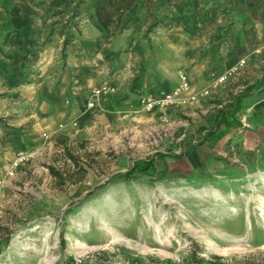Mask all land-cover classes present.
I'll return each mask as SVG.
<instances>
[{
  "label": "rangeland",
  "instance_id": "1",
  "mask_svg": "<svg viewBox=\"0 0 264 264\" xmlns=\"http://www.w3.org/2000/svg\"><path fill=\"white\" fill-rule=\"evenodd\" d=\"M101 1L76 0L66 24L74 27L83 4L94 23L92 7ZM103 35L111 59L119 52ZM245 60L206 97L163 111L141 103L162 95L143 94L136 107L91 122L68 145L44 133L45 142L19 151L0 176V226L12 231L0 264H264V143L250 138L255 106L207 134L219 105L261 77L264 63L243 72ZM11 117L0 114V125ZM65 147L87 170L61 185L48 167L73 168ZM20 153L25 158L15 165ZM154 155L155 174L116 177Z\"/></svg>",
  "mask_w": 264,
  "mask_h": 264
},
{
  "label": "crops",
  "instance_id": "2",
  "mask_svg": "<svg viewBox=\"0 0 264 264\" xmlns=\"http://www.w3.org/2000/svg\"><path fill=\"white\" fill-rule=\"evenodd\" d=\"M75 1L0 0V114L12 116L0 125V176L19 151L45 142L44 133L68 145L91 122L136 107L141 95L172 90L182 71L200 90L242 59L243 72L264 63V0H102L92 7L94 23L83 4L71 28ZM103 33L119 52L111 59ZM105 84L116 91L107 111L93 114L91 91ZM245 87H254L241 102L242 110L255 106L250 138L263 144L264 71Z\"/></svg>",
  "mask_w": 264,
  "mask_h": 264
},
{
  "label": "trees",
  "instance_id": "3",
  "mask_svg": "<svg viewBox=\"0 0 264 264\" xmlns=\"http://www.w3.org/2000/svg\"><path fill=\"white\" fill-rule=\"evenodd\" d=\"M130 16L128 19H130ZM68 43V39L65 40L64 45ZM254 90V87H245L242 89L238 94H236L233 99L225 106L220 108L217 113L214 115L212 120V129L207 133L208 135H211L213 131L218 128L220 125L224 124L226 127L231 126L238 117V114L242 110V98L245 96H248L252 91ZM199 144H202L201 142ZM64 155L67 157V161H70L72 163L73 168H69L67 170H60L56 167L50 165L48 168L50 170L51 175L60 183L61 185L68 184L70 182H74L73 176L77 170V172H86L85 165H80L79 158L76 156L73 151L71 150V147H65L63 149ZM155 155L146 158V159H138L136 160L132 167L128 169L127 171L120 173L116 177L124 178L126 180L134 179L138 176V174L141 173H150L155 174L156 166H155ZM152 171V172H151ZM160 176L165 175V173L159 174ZM12 231L9 227L6 226H0V255L4 252L5 248H7L11 242V236ZM62 235V240H63ZM201 263V260L199 261Z\"/></svg>",
  "mask_w": 264,
  "mask_h": 264
},
{
  "label": "built area",
  "instance_id": "4",
  "mask_svg": "<svg viewBox=\"0 0 264 264\" xmlns=\"http://www.w3.org/2000/svg\"><path fill=\"white\" fill-rule=\"evenodd\" d=\"M263 49L264 46L261 49H259L258 52H260ZM245 63H246L245 59L241 60L240 63L234 66L232 69H230L226 75H222L218 77L217 81L214 83L212 87L203 89L201 91H193L189 76L187 75V73L182 72L180 74V83L178 87H176L174 90L168 93H165L164 95H162V97L158 99L145 96L142 99L141 103L147 109L159 107L161 110L167 111L172 107H177L179 105H182L187 100H197L200 97H206L211 93L212 88H215L219 84L226 81L228 76L233 75ZM113 91H114L113 87H111L108 84L102 87L95 88L92 91V98L88 102V108L98 112H104L106 110L105 99L110 94H112ZM219 106L220 108L223 107L222 104ZM24 158H25L24 154L20 153V157L18 158L17 161H15V165H18L19 161H22ZM77 263H83V259H78Z\"/></svg>",
  "mask_w": 264,
  "mask_h": 264
}]
</instances>
